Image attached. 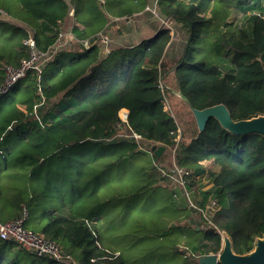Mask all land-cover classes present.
I'll use <instances>...</instances> for the list:
<instances>
[{"label":"trees","instance_id":"obj_1","mask_svg":"<svg viewBox=\"0 0 264 264\" xmlns=\"http://www.w3.org/2000/svg\"><path fill=\"white\" fill-rule=\"evenodd\" d=\"M139 13L152 37L131 47L104 35ZM70 23L74 47L0 96V223L25 217L74 264H198L220 251V233L251 252L264 235V136L213 118L199 132L191 111L264 116V0H0V82L27 39L45 52ZM97 35L108 41L90 43ZM174 93L190 117L179 124L165 110ZM0 264L58 263L0 239Z\"/></svg>","mask_w":264,"mask_h":264},{"label":"built area","instance_id":"obj_2","mask_svg":"<svg viewBox=\"0 0 264 264\" xmlns=\"http://www.w3.org/2000/svg\"><path fill=\"white\" fill-rule=\"evenodd\" d=\"M147 10L150 11V8L147 7L146 11ZM72 13L73 11L69 12L70 17H72ZM139 15L140 13L134 14L133 17L126 21V23L132 24L134 18H139ZM161 23L168 28L171 27L170 20H162ZM73 25L70 23L69 26H61L56 34L54 42L52 43L53 45L45 52L39 53L36 50L33 39H27L24 44L29 46L28 56L22 58V60L19 61L18 66L4 65L1 69L3 72V78L0 82V96H4V94L11 91L20 81H22V79L27 76L29 71L33 70L40 74L44 63L50 60L52 56L57 54L61 49H63V47H72L73 44L76 43V40L72 35ZM75 26L77 25L75 24ZM128 26L131 27V25ZM79 43L82 44L84 49H90V44H88L87 41H79ZM105 52H107V50H105ZM119 117L123 121H126V111L121 110L119 112ZM132 136L137 139L141 138L137 134ZM173 172L178 174L180 184H183L181 170L174 168ZM217 208V203L214 200L209 201L205 205L203 215L205 216V213L212 215ZM24 221L25 217L14 221H7V223H0V239L5 242L16 243L21 249L32 252L39 257H47L58 264H74L72 257L68 254H63L53 241H50L41 235L35 234L27 228L25 229Z\"/></svg>","mask_w":264,"mask_h":264},{"label":"water","instance_id":"obj_3","mask_svg":"<svg viewBox=\"0 0 264 264\" xmlns=\"http://www.w3.org/2000/svg\"><path fill=\"white\" fill-rule=\"evenodd\" d=\"M100 35L90 40L96 41ZM199 132H202L211 118L215 119L219 125L228 133L235 135H248L258 133L264 136V116L249 118L248 120L234 121L227 108L222 105H214L202 110L192 109ZM164 148L162 146H152L150 151L157 157L161 156ZM253 249L246 254H236L231 246V241L226 233H221V249L219 252L204 255L198 258V264H264V235L257 237L253 241Z\"/></svg>","mask_w":264,"mask_h":264},{"label":"rangeland","instance_id":"obj_4","mask_svg":"<svg viewBox=\"0 0 264 264\" xmlns=\"http://www.w3.org/2000/svg\"><path fill=\"white\" fill-rule=\"evenodd\" d=\"M140 15H142L143 16V14L141 13ZM236 15V14H235ZM233 17H240V15H236V16H231V19L233 18ZM139 22V19H137L136 20V23H135V21L133 20V23L132 24H127V26L128 25H131V27H136V31H139V30H137V23ZM164 23V22H163ZM164 24H166V23H164ZM163 24V25H164ZM167 25V24H166ZM130 27V28H131ZM139 34H140V32H138V33H136V36H137V38L135 39V40H137V39H140L141 38V36H139ZM100 40L102 41V42H107L108 40H107V38L105 37V36H100ZM110 42H112L111 41V39H110ZM69 48H70V46H68ZM74 47V46H73ZM110 50H108V52H109ZM8 95H11V91H9L8 93H7ZM165 110L166 111H168L169 113H170V115H172V116H175L176 117V119H177V122H178V124L179 123H181V121L182 120H180V119H190V117L188 116L189 114H187L188 113V109H187V107H185L184 106V104H183V102H182V100H181V98L179 97V95L178 94H176V93H174L173 94V96H170L169 97V100L167 101V103H166V105H165ZM187 115V116H186ZM193 116V115H192ZM173 156H174V151H171V154H168L167 156H166V158L167 159H165V161H166V165L168 166V168H170V170H172L171 169V167H174L175 166V168H178L177 167V165H175V162L173 161ZM207 171L208 170H212V165H211V163H208V162H204V164L202 165ZM179 169V168H178ZM181 170V169H180ZM178 181H179V179H178ZM174 182V181H173ZM175 183V182H174ZM181 186V185H180ZM200 188V190H204V191H208V192H210V191H212L211 189H212V187H211V185L208 183V181H207V177H205L204 178V180L202 181V184L199 186ZM181 194V193H180ZM189 200L191 201L192 200V197L191 196H189ZM208 203V201L206 202V204ZM210 216L211 215H209V214H206L205 213V217H206V219H209L210 218ZM205 219V218H204Z\"/></svg>","mask_w":264,"mask_h":264},{"label":"crops","instance_id":"obj_5","mask_svg":"<svg viewBox=\"0 0 264 264\" xmlns=\"http://www.w3.org/2000/svg\"><path fill=\"white\" fill-rule=\"evenodd\" d=\"M235 14L240 15L239 12L233 11L231 16H236ZM137 19H139V21H143V16L139 15V18H134V21ZM230 19H231V17H230ZM121 22H123V21L119 20V23H117L114 27H111V28L107 29L106 31H104L105 34L102 33L105 36H107V37L109 36L111 38V41H112L111 43L116 42L119 44H127V45H131V47H134V46L142 43V41H145L146 39L152 37L153 33L155 32L154 29H149V27L145 28L143 30H141L143 28V27H141L139 29V31H136L135 27L129 28V26H126L125 24H123ZM138 24H141V26L144 25V23H141V22H138ZM138 32H140L139 36H141V38L135 40L137 38L136 33H138ZM203 164L204 163H202V165ZM171 172L174 174L173 170H171ZM174 178L175 177L172 176V179H174Z\"/></svg>","mask_w":264,"mask_h":264}]
</instances>
